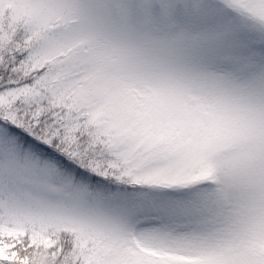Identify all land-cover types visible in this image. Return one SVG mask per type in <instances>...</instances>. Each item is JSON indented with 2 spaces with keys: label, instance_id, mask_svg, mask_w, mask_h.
<instances>
[{
  "label": "snow or ice",
  "instance_id": "1",
  "mask_svg": "<svg viewBox=\"0 0 264 264\" xmlns=\"http://www.w3.org/2000/svg\"><path fill=\"white\" fill-rule=\"evenodd\" d=\"M0 264H264V0H0Z\"/></svg>",
  "mask_w": 264,
  "mask_h": 264
}]
</instances>
